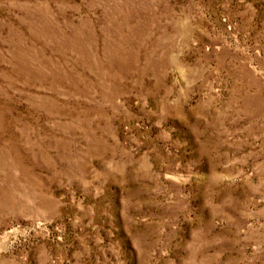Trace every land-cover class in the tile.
I'll return each instance as SVG.
<instances>
[{"label": "rangeland", "instance_id": "374dc122", "mask_svg": "<svg viewBox=\"0 0 264 264\" xmlns=\"http://www.w3.org/2000/svg\"><path fill=\"white\" fill-rule=\"evenodd\" d=\"M0 264H264V0H0Z\"/></svg>", "mask_w": 264, "mask_h": 264}]
</instances>
